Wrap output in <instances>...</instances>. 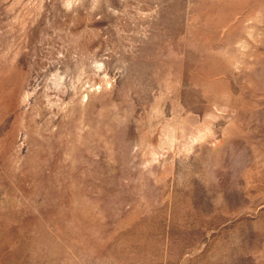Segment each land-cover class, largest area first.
<instances>
[{"label": "rangeland", "instance_id": "374dc122", "mask_svg": "<svg viewBox=\"0 0 264 264\" xmlns=\"http://www.w3.org/2000/svg\"><path fill=\"white\" fill-rule=\"evenodd\" d=\"M0 264H264V0H0Z\"/></svg>", "mask_w": 264, "mask_h": 264}]
</instances>
